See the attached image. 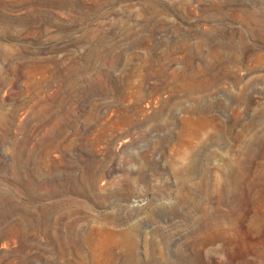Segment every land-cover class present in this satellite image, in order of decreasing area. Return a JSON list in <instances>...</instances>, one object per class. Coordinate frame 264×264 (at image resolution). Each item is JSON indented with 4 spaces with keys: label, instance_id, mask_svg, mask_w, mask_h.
Returning a JSON list of instances; mask_svg holds the SVG:
<instances>
[{
    "label": "rangeland",
    "instance_id": "rangeland-1",
    "mask_svg": "<svg viewBox=\"0 0 264 264\" xmlns=\"http://www.w3.org/2000/svg\"><path fill=\"white\" fill-rule=\"evenodd\" d=\"M0 264H264V0H0Z\"/></svg>",
    "mask_w": 264,
    "mask_h": 264
}]
</instances>
